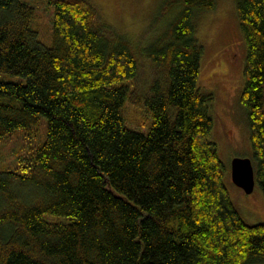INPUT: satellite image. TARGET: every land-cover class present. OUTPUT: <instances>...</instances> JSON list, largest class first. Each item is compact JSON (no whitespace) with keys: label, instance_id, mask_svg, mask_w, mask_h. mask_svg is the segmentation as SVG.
<instances>
[{"label":"trees","instance_id":"obj_1","mask_svg":"<svg viewBox=\"0 0 264 264\" xmlns=\"http://www.w3.org/2000/svg\"><path fill=\"white\" fill-rule=\"evenodd\" d=\"M51 1L45 44L30 3L0 0V71L25 77L0 78V136L40 114L48 128L0 170V264L264 260V221L247 222L229 194L214 90L198 82L195 13L216 0H163L136 43L90 0ZM237 1L241 97L264 192V0ZM127 98L152 115L147 131L126 124Z\"/></svg>","mask_w":264,"mask_h":264},{"label":"rangeland","instance_id":"obj_2","mask_svg":"<svg viewBox=\"0 0 264 264\" xmlns=\"http://www.w3.org/2000/svg\"><path fill=\"white\" fill-rule=\"evenodd\" d=\"M30 3L35 11L33 28L45 44H52L54 3L51 0H22ZM101 16L119 33L136 43L153 23L163 0H90ZM237 0H216L214 8L198 10L194 23L198 41L204 46L201 55L199 85L214 90L211 108L214 125L212 138L217 142L218 152L225 167V184L235 204L247 222L264 221V192L255 181L252 191L245 192L234 183L231 176L232 159L235 156L255 160L248 109L241 92L245 82L244 67L247 44L239 23ZM150 34H147V38ZM0 78L25 80L19 74L0 71ZM126 124L134 129L147 131L152 115L128 98L124 114ZM47 117L40 114L36 123L21 126L9 134L0 136V170L16 167L19 156L41 144L47 134ZM255 163V161H254ZM250 264H264V260Z\"/></svg>","mask_w":264,"mask_h":264},{"label":"water","instance_id":"obj_3","mask_svg":"<svg viewBox=\"0 0 264 264\" xmlns=\"http://www.w3.org/2000/svg\"><path fill=\"white\" fill-rule=\"evenodd\" d=\"M231 162L233 182L241 186L245 192L252 191L256 183V171L251 158L235 156Z\"/></svg>","mask_w":264,"mask_h":264}]
</instances>
